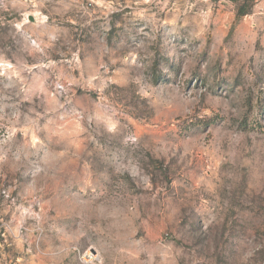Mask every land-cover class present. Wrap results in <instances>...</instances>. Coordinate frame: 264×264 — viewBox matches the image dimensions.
I'll list each match as a JSON object with an SVG mask.
<instances>
[{
  "label": "rangeland",
  "instance_id": "1",
  "mask_svg": "<svg viewBox=\"0 0 264 264\" xmlns=\"http://www.w3.org/2000/svg\"><path fill=\"white\" fill-rule=\"evenodd\" d=\"M0 264H264V0H0Z\"/></svg>",
  "mask_w": 264,
  "mask_h": 264
},
{
  "label": "trees",
  "instance_id": "2",
  "mask_svg": "<svg viewBox=\"0 0 264 264\" xmlns=\"http://www.w3.org/2000/svg\"><path fill=\"white\" fill-rule=\"evenodd\" d=\"M243 14H244L243 12H240V13H238L237 15H238V16H241V15H243Z\"/></svg>",
  "mask_w": 264,
  "mask_h": 264
}]
</instances>
